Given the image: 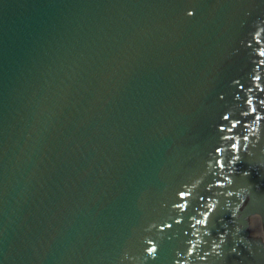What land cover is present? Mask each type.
<instances>
[{
  "label": "water",
  "instance_id": "obj_1",
  "mask_svg": "<svg viewBox=\"0 0 264 264\" xmlns=\"http://www.w3.org/2000/svg\"><path fill=\"white\" fill-rule=\"evenodd\" d=\"M262 61L264 0H0V264H264Z\"/></svg>",
  "mask_w": 264,
  "mask_h": 264
},
{
  "label": "snow or ice",
  "instance_id": "obj_2",
  "mask_svg": "<svg viewBox=\"0 0 264 264\" xmlns=\"http://www.w3.org/2000/svg\"><path fill=\"white\" fill-rule=\"evenodd\" d=\"M262 63H264V61H262ZM241 87H243V85H241ZM251 103H252V102L249 101V104H251ZM261 103H264V101H261ZM252 111L255 112L256 109L253 108ZM244 115L247 116L248 113H244ZM223 119H224L225 121H227V120L229 119V117H228V116H225ZM232 123H233V124H238L239 121H233ZM220 127H221V128H225L226 125H225L224 123H222V124L220 125ZM226 139H230V138H226ZM230 147H231L232 149H239L240 145H239L238 143H231V144H230ZM224 151H225V149H224V148H221V147H218V148L216 149V152H217V153H221V154H223ZM239 159H240L239 156L235 157V160H236V161H238ZM219 164H220V167H221V168L224 167V164H225V158H224L223 155H221V158H220V160H219ZM216 183H217V184H222V183H224V181L217 179V180H216ZM179 195H180L181 197H186V196H191L192 193H190V192H186V191H181V192L179 193ZM203 198H204V197H200V199H203ZM209 198H210V197H209ZM183 206H185V207L187 206V201L184 202V205H183Z\"/></svg>",
  "mask_w": 264,
  "mask_h": 264
}]
</instances>
